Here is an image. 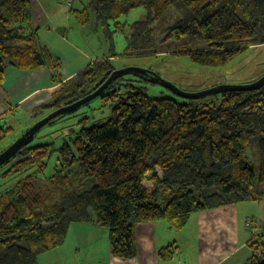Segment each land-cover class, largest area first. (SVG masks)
I'll list each match as a JSON object with an SVG mask.
<instances>
[{"label": "trees", "instance_id": "1", "mask_svg": "<svg viewBox=\"0 0 264 264\" xmlns=\"http://www.w3.org/2000/svg\"><path fill=\"white\" fill-rule=\"evenodd\" d=\"M138 6L146 13L128 25L121 56L177 52L202 66H223L264 45V0H90L91 13L87 7L72 12L81 25L92 14L95 29L110 35L123 30L119 18ZM171 9L178 17L167 24ZM31 21L30 0H0V85L10 66H46L60 83L34 110L35 122L46 109L96 90L116 69L118 54L62 81L60 59L41 44ZM109 21L118 28L110 29ZM158 32L164 35L159 42ZM126 75L97 97L109 110L105 119L85 116L61 145L32 141L0 166V264H38L39 255L64 244L73 223L106 229L111 254L131 259L138 224L165 219L180 230L196 213L256 199L254 180L264 183V85L179 100L149 96L136 85L149 83L145 76ZM12 129L0 123V141ZM159 253L165 260L174 254L170 246ZM248 259L245 264H264V230Z\"/></svg>", "mask_w": 264, "mask_h": 264}, {"label": "crops", "instance_id": "2", "mask_svg": "<svg viewBox=\"0 0 264 264\" xmlns=\"http://www.w3.org/2000/svg\"><path fill=\"white\" fill-rule=\"evenodd\" d=\"M30 1L31 26L36 29L41 44L60 59L59 77L62 81L95 60L86 63L89 57L78 48H73L74 58L70 64L63 63L56 54L60 36L56 32H53V36L47 31L42 32V26H55L54 20L60 10L58 0ZM59 86L60 83L51 78L46 66L32 71L10 66L0 85V123H6L10 113L20 114L19 107L23 108V117L31 118L38 106L51 100ZM191 217L193 223L187 226V222L180 230L170 227L165 219L136 225L134 236L138 252L134 258L126 260L111 254L106 229L97 225L73 223L64 244L39 255L38 264H245L251 252L247 250L245 241L239 243L237 233L240 230L247 238H251L254 233L245 222L247 217L241 219L235 204L211 208ZM186 229L189 231L184 236ZM167 246L174 253L169 260L159 256V250Z\"/></svg>", "mask_w": 264, "mask_h": 264}, {"label": "rangeland", "instance_id": "3", "mask_svg": "<svg viewBox=\"0 0 264 264\" xmlns=\"http://www.w3.org/2000/svg\"><path fill=\"white\" fill-rule=\"evenodd\" d=\"M69 1L71 2L69 3ZM89 1L90 0H58L60 10L56 14V20H54V23H56L55 26H42V32L43 30L47 31L50 36H53V32H56L60 36V40H57L56 54L61 57L65 64H70L72 58H74L73 51L77 48L80 52L89 57L86 63L99 57H105L114 52L118 54V56L113 59L116 68L135 66L149 69L186 92H196L224 84H248L264 75V45L245 49L223 66H202L191 61L188 55H177V52H166L158 55L121 56L129 41L128 25L143 18L146 13L145 8L138 6L131 9L127 14L122 15L118 23L121 24L123 30H116L108 35L105 34L102 29H95V20L92 14H90L88 23L86 25H81L78 18L71 11V9H83ZM87 9L91 13V8L87 7ZM177 17V13L171 9L169 11L167 24H170ZM109 22L110 29L115 30L118 28L114 24V21ZM163 37L164 35L158 32L156 41L159 42ZM167 48L168 47L165 45L164 49ZM171 49L175 50V47H171ZM124 77L128 79L131 76L125 75ZM34 83L36 84L37 82L34 80ZM136 85L140 86L149 96H166L175 97L179 100L184 99L176 95L170 89L152 82L140 81L137 82ZM215 95L216 94L209 95L204 98H212ZM22 109V107H19L18 110L20 114L18 115H13L12 113L7 115V122L5 124L13 129L11 133L0 141V151L9 146L33 123V118L23 117ZM51 111L46 109L43 113L44 116ZM108 115L109 110L102 107L99 100L96 98L71 114L64 115L59 120L44 125L37 133L32 143L52 142L57 147L61 145L64 139L69 138L70 135L77 132L80 126L79 121L83 117L89 116V122H92L103 120ZM54 158L55 154L49 160L46 170L47 173L52 172L55 162ZM147 182L148 181H146V183ZM254 196H256V199L235 204L241 215V219L247 217L245 222L254 233L251 238H247V235L240 230L237 233L239 243L245 241V246L250 252V244H252L256 240L257 235L264 230V183L260 184L254 180ZM254 221L256 224H254ZM192 223L193 217L189 219L187 226ZM188 231L189 229H186L184 236L188 234Z\"/></svg>", "mask_w": 264, "mask_h": 264}, {"label": "water", "instance_id": "4", "mask_svg": "<svg viewBox=\"0 0 264 264\" xmlns=\"http://www.w3.org/2000/svg\"><path fill=\"white\" fill-rule=\"evenodd\" d=\"M132 73L145 76L150 82L168 88L176 95L186 99H198L213 94L224 93L227 91L254 90L264 85V75H262L257 80L248 84H224L196 92H186L178 88L172 82L162 78L159 74L149 69L135 66L116 68L96 90L71 103L62 105L52 110L50 113L46 114L45 116L33 122L30 126H28L25 131H23V133L20 134L9 146L0 151V166L9 161L24 146L30 144L34 140L36 134L40 131V129L44 125L48 124L51 120L58 116L69 114L77 110L81 106L86 105L95 98L99 97L114 80L126 74Z\"/></svg>", "mask_w": 264, "mask_h": 264}, {"label": "bare ground", "instance_id": "5", "mask_svg": "<svg viewBox=\"0 0 264 264\" xmlns=\"http://www.w3.org/2000/svg\"><path fill=\"white\" fill-rule=\"evenodd\" d=\"M82 69H83V68H82ZM77 73H78V72H77ZM75 74H76V73H75ZM73 75H74V74H73ZM256 191H257V190H256ZM256 191H255V192H256ZM257 194H258V193H257ZM250 200H251V199H250ZM250 245H251V244H250ZM253 252H254V251H253ZM159 254H160V253H159ZM118 258H119V257H118ZM248 260H249V259H248Z\"/></svg>", "mask_w": 264, "mask_h": 264}]
</instances>
